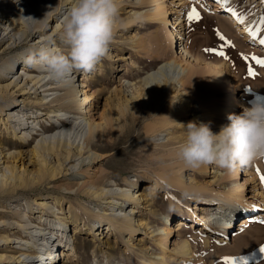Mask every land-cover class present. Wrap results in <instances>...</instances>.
I'll return each instance as SVG.
<instances>
[{
    "label": "rangeland",
    "instance_id": "obj_1",
    "mask_svg": "<svg viewBox=\"0 0 264 264\" xmlns=\"http://www.w3.org/2000/svg\"><path fill=\"white\" fill-rule=\"evenodd\" d=\"M184 1L182 11H184V17L187 20L186 22H188L186 25L188 42L193 47V50L199 51V45L206 44L207 35H211L209 37L211 39H213V36L217 39L222 36L223 40L228 42L234 39L215 25L211 28H205L204 26L195 28V20L189 22L186 17L188 12L195 8L197 11L211 14L212 7L206 5L203 0ZM224 1H226L227 9L232 13L235 12L236 16H243L244 19L250 22L252 29L256 31L258 41L264 39V24L260 22L261 17H264V0ZM11 2L13 5L10 8L9 4ZM20 2L22 4L27 3L23 0H0V37L4 36L11 27L15 26L13 24V26L10 25L6 29L16 14L19 15L16 19H27L30 13L31 16L35 15V12L32 11V6H28V11L23 8L21 10ZM116 2L118 14L114 20V35L109 44L108 54L98 62L95 69L91 72L84 73L82 70H74L77 75L74 78V80H77L75 85L77 86L78 84L79 89L82 88L79 98L81 99L84 96L86 99L79 110L74 111V108H71L68 110L69 112L67 111L72 117H76L73 113L77 112V116L81 115L82 117H88L95 123H102L101 133L97 134L99 136L93 140L99 142L98 144L100 145L109 143L111 148L107 151H102L99 154L102 155L101 157L94 159L92 155L90 157L91 160L85 159L86 163L83 161L84 163L81 162V164L80 161L88 153L83 155L81 159L64 163L66 173L59 180L38 186H28L9 194L6 193L0 197V208L4 209V212H0V221L2 219H16L12 212V207L15 204H18L20 208H25L26 204L34 207V200L45 196L51 198L56 190L60 193L70 192L69 197L63 199L61 206L58 205L53 208L54 213L49 214L48 217L43 216L40 221L37 220V213L31 215L35 209L27 210L30 212L28 220L31 223L29 226H32L33 229L37 228V230L46 228L49 231L48 228L51 223L49 225L48 220L57 222L56 217L60 215L66 218V232L63 233H66L67 237L63 239V242L65 241V243L70 245L72 239H74V254L64 260L61 258L58 264H144L145 260L154 255L156 257L155 264H224V257L236 258L241 255L247 257V264H264V253L259 251L260 247L264 245V235L261 236L259 234L261 228L258 229L257 227H261L263 223L253 226L249 230L237 231L235 230L238 224L236 222L242 217L238 216L232 219L231 226L226 231V235H224L221 228L217 229V224L212 220L213 217H209L211 220L207 222V228H203L202 215L198 209L193 208L194 203L200 202V200L194 198L196 197L195 195L182 191L173 184L169 185L164 180L160 182L163 188L158 191L152 190V184L163 168H165V174L169 176L177 171H182V185L194 184L222 190L223 184L220 181V177L226 170L217 167L219 173L214 175L211 172L213 165H207L206 170L203 172L198 168L186 167L177 156V146L185 139V126L189 122L209 124L214 133L219 131L221 125L229 123L227 114L223 110L228 97L233 95L239 101L237 110L232 112L234 114H240L243 107L250 106L251 103L264 102V67L256 64L255 61L248 62L245 60L242 63L231 61V73L218 78H211L208 74H203L201 69L195 68L193 71L196 72L197 76L198 74L200 76L198 78L194 77L196 78L194 81L193 79L188 81V77L191 75L188 67V71L184 74V79L188 82H185L184 86L179 88L171 85L168 90H166L167 88H162V91L159 90L158 96H161L162 93L163 95L169 94V96L164 97L161 103L162 106L160 105L157 109V107L155 108L152 105V102L150 104L145 102V105H141L147 94H149L144 89L145 83H143L145 79L151 78L148 73L156 72L158 65L170 55L172 56L174 51L178 50L177 45L176 47L175 45L171 47L169 35L171 33L169 20L171 22L174 17V9L178 0H160L161 5L167 10L166 18L168 23L165 27H159L161 25L159 23L149 24L144 17H139L152 11L153 6L141 7L138 5L137 0H116ZM65 8L60 7L59 11L58 9L53 10L51 12L53 15L52 19L50 17L45 21L44 24L46 25H44L43 29H34L23 40L22 46L15 48L14 44L9 45L5 57H12L17 60L12 74H19L21 71L22 64H19V62L22 61L20 57L22 53L35 47H44V43L39 44L38 41L48 39V44L52 47L56 46V49L61 50L66 48L59 34L61 20L59 17L62 16V11ZM211 15L216 17L215 15L219 16L222 13L212 12ZM36 30L37 32L35 33ZM203 35L206 36L204 37ZM239 36L241 37V35ZM137 43H140L141 46ZM6 44L0 45V51ZM243 45L242 54L248 57L264 59V48L255 47L251 40H244ZM0 60L2 61V59ZM249 69H252L255 73L254 76L248 74ZM169 75L167 70L155 73L154 76L156 78L153 83L157 81L155 85L156 83L159 84V82L165 81ZM9 76L11 74L5 75V77L1 76L0 84L4 85L14 79V77L8 79L7 77ZM123 79L126 81L120 83ZM81 83H83V86H81ZM153 87L154 84L151 87L152 90ZM37 93H40V96L45 94L41 89H38ZM55 93L53 92L52 95H55ZM14 96L20 102L18 108L15 107L18 110L21 108L19 110L20 115L23 112L25 113V111H33L35 115V113H39V109L44 108L45 111L49 107L48 105H51L46 102L44 107H40L32 102L33 100L37 101L39 95H36L35 98H33L34 94H27L23 97L14 94ZM25 100L27 101L25 102ZM127 101H131L133 105L136 103V108H140L142 113L141 115L140 113L138 114V119H136V114L130 109L124 110V104H127ZM52 106L56 107V102H53ZM2 118H5V116L2 115ZM117 119L119 125L117 124L118 126L116 127L114 122ZM16 124L17 120L10 122L11 126H16V132H18L20 128L18 129ZM40 125L42 130L38 131L39 135L37 138L33 134L35 139L29 145L18 147L16 151L12 150V148L9 150L13 151L14 155L8 156L7 161L9 159L12 165H15L19 170H24L25 173L35 171V168L37 169L36 159L30 152L35 143L42 138L51 142L52 137L58 133V128H54L55 124L52 120L41 122ZM145 125H155L157 127L154 132H146L144 129ZM66 127H61L60 132L64 133L68 140H71L74 138V132L66 133ZM49 128L54 130L47 131L46 129ZM20 133H22V130ZM82 135L87 136L85 128ZM0 136L3 138L7 136V132L2 127L0 128ZM16 140L18 139L13 136L12 141ZM18 151L19 153L17 154L16 152ZM4 154L5 156L0 162L6 161L8 155L6 150ZM252 164L247 167L254 170L256 168L260 169L262 161L257 159ZM238 169L237 175L232 182L225 185V189L228 187L233 188L243 182L245 177L243 168ZM92 182H98L106 189L120 187V189L138 191L135 194H140L137 203L131 200L125 202V206L129 205L126 211L129 208L133 210L132 220L136 226L133 232L117 227L107 232L105 230L106 226H103L101 233L100 228L95 230L90 224V221L100 217L103 219L102 223L106 224L105 218L111 216V208L105 205L102 199L89 197L82 190V188L85 189V186L86 188L89 187ZM256 182L253 183L251 181L246 184L248 190H245V194L254 196V200L256 199L257 203H259L260 198H256V191H254L258 188ZM253 186H255V189L251 191ZM207 195L204 194V196ZM113 196L118 201L123 200V197L118 194L110 195V197ZM50 198L47 199V202L52 204ZM212 198L214 203H218L216 197ZM176 201H179L182 207L181 210L174 208ZM187 207L196 212L186 221L188 225L178 230L180 232V235H178V232H174V229L177 228L176 221L189 217ZM205 215L206 217L210 216V213H205ZM38 223L40 224L38 225ZM222 223L225 224L226 222ZM2 228L0 224V235L3 234ZM159 228H166L170 231L166 242L167 254L163 263H160L157 259L162 253L161 247L156 244L157 238L161 235ZM5 231L11 237V241L6 246L0 245V253L6 255L15 253L16 256L20 252L27 251L33 255L34 252L32 251L34 249L28 251L30 244L12 243L14 240L17 241L14 236L16 234H13V229L5 228ZM19 235L31 241V243L32 241L34 243L39 242V236L30 238L32 239L30 240L26 233L21 232ZM184 236H188L187 238H189L191 243V254L188 256L174 253V244L183 239Z\"/></svg>",
    "mask_w": 264,
    "mask_h": 264
},
{
    "label": "bare ground",
    "instance_id": "obj_2",
    "mask_svg": "<svg viewBox=\"0 0 264 264\" xmlns=\"http://www.w3.org/2000/svg\"><path fill=\"white\" fill-rule=\"evenodd\" d=\"M23 1L27 3L22 4V2H20L21 10L24 9L25 11H28V6H32V11L35 12V15L31 16L30 13L28 14L27 19H16L19 16L16 14L10 21V24H8L6 29H8L10 25L13 26V24H15V26L11 27L4 36L0 37V45L7 43L6 46L0 51V59H2V61L0 60V77H5V75L10 74L11 76L7 77L8 79L14 77L13 80L4 85L0 84V128L2 127V129L7 132V136H5L4 138L0 136V160L5 156V150L8 153L6 161L3 160L2 162H0V197L4 196L6 193L9 194L10 192H14L18 189L22 190V188L28 186H38L43 183H52L56 180H59L63 175L65 176L64 173H66V169L63 165L64 163H69L73 160L81 159L83 155L88 153L87 156L85 158H82L80 161V163H84L85 159H90L92 155L94 159L99 156L101 157L102 155L99 154L102 151H107L111 148V144L109 143L107 145H100L98 144L99 142L94 141V138L99 136L97 134L101 133L100 131L102 130V123H95L91 119H88V117H82L81 115L77 116V112L73 113L74 115H76V117H72L68 114V110H70L71 108H74V111L79 110L82 103L86 99V97L84 96L81 99L79 98L81 95L80 92H82V88L79 89V85H75V81H77L74 80V78L77 76L76 71L73 70L70 76L65 80L57 81L49 79L46 72L42 68L36 66L29 67L25 64V57L28 51L31 50L29 49L26 50V52L22 53L20 56L22 59V61L19 62V64H22L20 73L12 74L17 64V60L12 57H5V54L9 49V45L14 44L15 48L17 46H22L23 40L28 35H30L34 29H43L44 25H46L44 24L45 21L50 17L52 19L53 15L51 14V12L53 10L58 9L59 11L60 7L67 8L68 6H70L69 0ZM203 1L206 5L212 7L211 14L212 12H220L222 13V15H215L216 17H214L210 13L206 14V12H200L196 9L197 13L199 14V19L194 21V27L196 28L204 26L205 28H211L215 25L220 30L226 32V35H231L230 37H233L234 39L231 42H228L221 39V36L218 39L214 38L213 36V39H211L209 38L211 35H207L206 38L208 39L205 41L206 44L201 45L200 43L202 42H200V50H193V47L190 46L188 42V30H186V25L188 22H186L187 20L184 17V11H182L185 1L178 0V2L176 3V8L174 9V17L171 22L169 20V23L171 25V33L169 34L170 45L171 47L172 45H175V47L177 45L178 50L174 51L172 56L170 55V57H167L166 60L162 61L158 65L156 72L148 73L151 78L145 79L143 83H145L144 89L149 94H147V97L141 103V105H145V102L146 104L148 102L149 104L150 102H152V105L155 108L157 107L158 109L162 101L164 100V97L169 96V94L163 95V93V96H158L159 90H161L162 88H167L166 90H168L171 85L180 88L184 86L186 84L185 82H188L190 79H193L194 81V79H196L194 77L198 78L200 76L198 73L197 76L196 72L193 71L195 68L201 69L203 71V74H208L211 78H218L222 75L231 73V61H235V63H242L245 60H247L248 62H254L253 57H248L242 54L244 40H251V42L253 41L255 47L259 46L264 48V45H261L259 43L256 36L253 37L250 35V32H256L255 29H252L250 22L246 19H243V23H240L237 16H234L233 13L229 9H227L226 1ZM43 2H45V4H43ZM137 3L141 7H154L152 11L144 13L139 17H144L149 22V24L159 23L161 24L159 27L166 26V24L168 23V20L166 18L167 10L164 8V6L161 5L160 0H137ZM12 5L13 3L11 2V4H9V7L11 8ZM61 17L62 16H60L59 18ZM36 32L37 30L35 31V33ZM239 35H241V37ZM38 42L39 44L44 43V46L56 49V46L52 47L50 44H48V39ZM138 45L141 46L140 43ZM34 49H36V47ZM209 49L211 50L209 51ZM188 67L190 68L189 71L191 75H189V77L187 76L189 79L188 81H185L186 79H184V74L188 71ZM163 70H167L170 75L165 81H158L159 84L156 83L155 85V82H157L155 81L153 83L156 78L154 76L155 73H160ZM125 81L126 80L123 79L120 81V83H124ZM153 84L154 87L152 90L151 87ZM81 86H83V83H81ZM38 89H41V91L45 94L40 96V93H37ZM53 92H56L57 94L55 93V95H52ZM14 94H18L21 97L27 94H34L33 98H35L36 95H39L37 101L33 100L32 102L39 105L40 107H44L46 102L51 105H48L49 107L45 111L44 108L39 109V113H35V115L33 111H25V113L23 112L20 115L19 110L21 108H19V110L15 109V107L18 108L20 102L18 98L14 96ZM26 101L27 100H25V102ZM53 102H56V107L52 106ZM126 103L127 104H124L125 111L130 109L136 114V117L139 113L141 115L142 112H140L139 107L136 108V103L134 105L131 101H127ZM238 106L239 101L236 100L232 95L226 99L225 108H223V110L228 116V114H231L233 110L236 111V108ZM166 109L171 110L170 108ZM2 115L5 116V118H2ZM29 119L31 120L28 121ZM136 119H138V117ZM15 120H17L16 125L18 129L20 128L18 132H16V126H11L12 124L10 125V122H14ZM51 120L54 121V128H58V133L54 135V137H52L51 142H49L50 140L47 141V139H40V141H37L30 150L31 154L35 157L36 163L38 165L37 169L35 168V171H28L25 173L24 170H19L15 167V165H12L9 159L7 161L8 156L14 155L12 153L13 151H9L11 148L12 150L16 151L18 147L29 145V143L33 141V139L38 137V131L42 130V127L40 125L41 122H48ZM114 123L117 127L119 125L118 119L115 120ZM67 125L68 127H66ZM155 125H145L144 129L146 132H154L157 127H155ZM61 127H66V133L74 132V138L68 140L64 133L60 132ZM10 128L11 130H9ZM84 128L87 133L86 137L82 135ZM21 130L22 133H20ZM46 130L51 131L54 129L49 128ZM33 134L35 135V138L33 137ZM13 136H15L18 140L12 141ZM16 153L18 154L19 151ZM206 168L207 165H203L198 169L203 172L204 170H206ZM212 169L213 170L211 172L214 173V175L219 173L218 168L215 165H213ZM164 170L165 168L162 169V172L157 174V178L152 184V190L158 191L159 189L163 188V185L160 182L161 180H164L169 185L173 184L180 190L195 195L196 197L194 198L196 200H200V202L194 203L193 208L200 211L202 215L201 218L203 228H207V222H210L211 220L209 217H213L212 220L213 222H215V224H217V229L221 228L224 235H226V231H228L231 226L232 219L237 218L238 216H242L236 222L238 224L235 230H249L251 227L263 223L261 224V227H257L258 229L261 228L259 234L261 236L264 235V184L261 183L260 176L257 174V168L256 170H254L250 167H244L243 175L245 177L243 179V182L237 184L233 188L228 187L226 189L225 185L232 182L239 169L237 168L234 171L224 169L226 170L225 173H223L222 175L220 174V181L223 184L222 190H215L213 188H207L206 186H199L194 184L188 186L182 185V171H177L175 174L171 173L172 175L169 176L165 174ZM260 173L264 174V162H262L261 164ZM251 181H253V183L257 181L256 183L258 185V188L254 191H256V198H260L259 203H257L256 199L254 200V196L245 194V190H248L246 184L248 182L250 183ZM254 187L255 186H253L251 191L255 189ZM82 190H84L85 195L89 197L100 200L102 199L103 203L111 208V216L105 218L107 221L106 224L102 223L103 219H101V217L95 218L94 221H90V224L95 228V230H98L100 228V231L102 233L103 226H106L105 230L107 232L112 229L114 230L115 227L122 230L128 229L130 230V232H133L135 230V222L132 220L133 210L132 208H129V210L126 211L129 205L125 206V202L131 200L137 203L139 200L138 196H140V194H135L138 193V191H134L131 189H120V187L106 189L98 182H92L89 187L86 188L85 186V189L82 188ZM69 194L70 192L60 193L56 190L55 192H53L51 198L45 196L41 199L34 200V207H32L30 204H26L25 208H20L18 204H15L12 207V212L15 215L16 219H2V221H0L1 227H3V234L0 235V245L6 246L7 244H10L11 237L7 235V232L5 231V228H10L13 229V234H16L14 236L17 240L12 241V243L23 245L30 244L28 246V251L34 249V251H32L34 253L32 255V253L24 251L20 252L16 256L15 253H11L9 255L0 253V264H58L61 258L62 260H64L69 258L68 256L74 254V239H72V243L70 245L65 243V241L63 242V239L67 237V234L63 233L66 232L67 226L66 218L63 215L56 217L57 222L48 220V224L50 225L51 223V227L49 226L48 228L49 231H47L46 228H40L37 230V228L33 229L32 226H29V224L31 223L30 220H28V218L30 217V212L27 211L29 209H35V211L31 213V215L37 213V220L40 221L43 216L48 217L49 214L51 215L52 213H54L53 208L58 205L61 206L63 199L69 197ZM114 194H118L119 196L123 197V200L118 201V199L116 200L114 196L110 197V195L112 196ZM204 194L208 195L204 196ZM212 197H216L218 199V203H214V199ZM49 198L52 204H49V202H47V199ZM174 208L176 210L182 209L179 201H176ZM0 212H4V209L0 208ZM195 212V210L193 211L188 208L187 214L189 215V217L187 216L185 217V219L177 220V228L174 229V232H178V230H181L184 226H187L188 224H186V221H188L189 218H191L192 215L195 214ZM205 213H210V216L206 217ZM222 222L226 223L224 224ZM39 224L40 223H38V225ZM58 226L59 228H57ZM158 230L161 232V235L159 236V238H157L156 244L161 247L162 253L157 257V259L160 263H163L165 261V255L167 254L166 242L170 231L166 228H159ZM21 232L26 233L29 236V239L35 236H39V242L34 243L32 241L31 243V241L26 240L21 235H19ZM178 235H180V232H178ZM187 237L188 236H184L183 239H180L174 244L175 254L181 253L183 256H188L191 254V243L189 238ZM155 260V255L151 256L149 257V259L144 261V264H155Z\"/></svg>",
    "mask_w": 264,
    "mask_h": 264
},
{
    "label": "clouds",
    "instance_id": "obj_3",
    "mask_svg": "<svg viewBox=\"0 0 264 264\" xmlns=\"http://www.w3.org/2000/svg\"><path fill=\"white\" fill-rule=\"evenodd\" d=\"M62 11L59 34L64 50L47 46L31 49L25 57L29 67L42 68L49 79L65 80L73 70L91 72L109 51L116 0H69ZM229 123L214 133L209 124L189 122L177 156L186 167L215 165L234 171L254 163L264 154V102L228 114ZM183 126V125H182Z\"/></svg>",
    "mask_w": 264,
    "mask_h": 264
},
{
    "label": "snow or ice",
    "instance_id": "obj_4",
    "mask_svg": "<svg viewBox=\"0 0 264 264\" xmlns=\"http://www.w3.org/2000/svg\"><path fill=\"white\" fill-rule=\"evenodd\" d=\"M233 15L236 16L237 14L235 12H233ZM237 18H238L240 23H243V19H244L243 16H237ZM187 19H188L189 22L199 19V14L197 13L195 8H193L191 11L188 12ZM260 22H261V24H264V17H261V21ZM250 35L255 37L256 36V32H250ZM221 39H224V38L221 36ZM259 43L261 45H264V39H260ZM210 50L211 49H209V51ZM253 60L255 61L256 64L264 67V59L253 57ZM248 74L250 76H254L255 75V73L252 71V69H249ZM259 159L262 162H264V154H262ZM257 174L260 176L261 183L264 184V174L260 173V169L259 168H257ZM259 251L261 253H264V245H262L260 247ZM223 260H224V264H247V257L244 256V255H241V256L236 257V258L224 257Z\"/></svg>",
    "mask_w": 264,
    "mask_h": 264
}]
</instances>
